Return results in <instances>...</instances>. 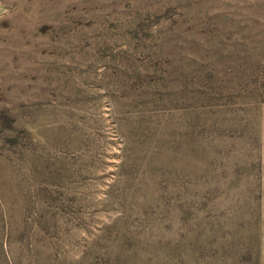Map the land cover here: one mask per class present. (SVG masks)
Returning a JSON list of instances; mask_svg holds the SVG:
<instances>
[{
  "label": "rangeland",
  "instance_id": "rangeland-1",
  "mask_svg": "<svg viewBox=\"0 0 264 264\" xmlns=\"http://www.w3.org/2000/svg\"><path fill=\"white\" fill-rule=\"evenodd\" d=\"M260 205L264 0H0L4 264H249Z\"/></svg>",
  "mask_w": 264,
  "mask_h": 264
},
{
  "label": "trees",
  "instance_id": "trees-1",
  "mask_svg": "<svg viewBox=\"0 0 264 264\" xmlns=\"http://www.w3.org/2000/svg\"><path fill=\"white\" fill-rule=\"evenodd\" d=\"M257 215H255V220L258 219V223H259L258 228L256 229V231L253 234L247 235L248 240H249L247 243L248 249L242 247V245L240 244L241 247L243 248V250L246 249V253H247L246 256L248 255L247 258H249V260H250L249 264H258L259 263L258 257L260 256L261 248H263L262 253L264 256V241L261 243V248H259L260 244L257 243V240H259V237L264 240V207H262V205H260L258 207ZM0 232H1V229H0ZM1 246H2V239H1V234H0V264H4V261L2 259V247ZM232 250L234 251V254L236 255L237 249L232 248ZM240 251H241V249L239 250V253H240ZM252 255H254L255 257L252 258ZM242 261H243L242 258H240L238 264H241Z\"/></svg>",
  "mask_w": 264,
  "mask_h": 264
}]
</instances>
